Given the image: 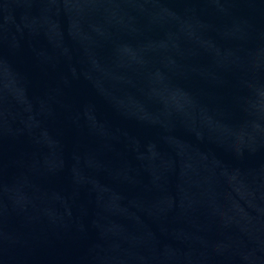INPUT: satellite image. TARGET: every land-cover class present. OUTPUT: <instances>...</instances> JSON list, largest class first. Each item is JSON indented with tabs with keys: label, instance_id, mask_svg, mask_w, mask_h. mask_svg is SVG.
<instances>
[{
	"label": "water",
	"instance_id": "95a60500",
	"mask_svg": "<svg viewBox=\"0 0 264 264\" xmlns=\"http://www.w3.org/2000/svg\"><path fill=\"white\" fill-rule=\"evenodd\" d=\"M0 264H264V0H0Z\"/></svg>",
	"mask_w": 264,
	"mask_h": 264
}]
</instances>
